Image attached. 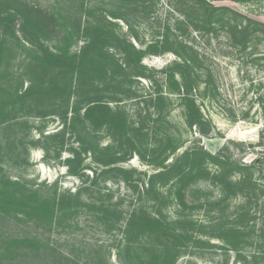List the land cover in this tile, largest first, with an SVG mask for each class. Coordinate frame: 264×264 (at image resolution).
Returning a JSON list of instances; mask_svg holds the SVG:
<instances>
[{
	"label": "rangeland",
	"instance_id": "obj_1",
	"mask_svg": "<svg viewBox=\"0 0 264 264\" xmlns=\"http://www.w3.org/2000/svg\"><path fill=\"white\" fill-rule=\"evenodd\" d=\"M123 1L0 0V193L5 190L2 189L4 184L18 181L27 187L41 189L45 197H52L55 191L78 197L76 207L70 212L66 211L62 219L63 212L56 210L47 219L42 215L16 210L12 214L21 219L18 221L10 214L11 208L4 210L1 204L0 234L10 239L26 237L27 243L18 246L22 255L32 254L40 248L36 264H67L66 258L78 264H121L117 247L123 236L118 226L123 224L124 217L128 216L137 200L148 213L166 221L173 231V228L180 227L173 224L179 215L193 216L206 224L209 217L203 207L197 210L188 207L202 206L206 201H214L221 196L220 188L209 178L191 179L182 190L186 205L180 207L173 189V172L154 178L156 187L149 194L138 191L133 184L121 179L125 176L116 173L103 175L98 179L97 187H94L91 184L93 169L99 172L104 167L97 165L90 154L82 152L81 165L88 168L85 175L73 176L69 173L68 169L74 165L70 161L73 152L80 151L69 125L76 108L78 74L64 78L67 82L65 85H61L59 80L55 81L47 91L37 92L38 87L35 88L33 95L27 96L24 102L17 97L25 94L31 85L47 83L50 76L55 74L34 65L37 55L41 56L45 50L55 54L65 51L74 54L80 50L84 41L77 37L71 27L76 18L84 14L85 9L81 5L85 8L100 7L103 16L117 23L119 33L136 48L146 52L141 64L145 67L142 72L147 77L124 80V88L115 89V97L121 98L119 95L124 91L130 97L121 98L122 103H111L110 106L122 108L131 124L146 129L148 136L139 138L126 133L127 141L124 139L123 143L128 150L127 156L131 154V157L114 166L143 172L145 176L140 179L144 184L151 174L160 170L147 163L151 159L148 152L155 144L160 146L158 155L164 149L166 152L162 155L166 154L173 145L179 144L169 155L167 165L173 164V160L195 146H201L211 153L221 151L225 156L235 157L247 164L264 153V0L211 1L214 7L229 10L214 15L213 22L219 23L211 25V30L205 22H199L197 30L185 22L183 12L190 16L195 12L203 14L207 10L187 0H141L142 3L137 0L138 5L128 10L127 7L122 8L125 6ZM11 7H18L22 14L29 12V7L47 13L48 28L45 33H40L39 27L34 25L26 28L27 32H22L19 15L10 23L7 13L11 14ZM111 14L128 20V24L121 19L111 18ZM222 21L225 24L220 23ZM180 42L183 44L182 50L176 45ZM183 60L193 66L195 73L203 72L194 78L197 86L192 96L207 120L210 132L207 136H201L194 127L189 128L180 98L184 95V88H180L181 95H178L174 91L173 81L167 80L162 73L173 67L174 62ZM84 79H91L95 85L101 82L90 73ZM158 91L166 98L153 106L156 100H153L155 103L149 100ZM157 120L160 122L157 123ZM103 128L96 132L99 147L112 145L114 140L118 141L116 138H121L119 135L114 138L113 132ZM234 142L241 145L235 146ZM115 144L114 150L119 151V143ZM107 154L106 151L98 153L96 158L105 160ZM231 176L238 178L236 173ZM255 177L259 179V189L263 190L259 199L264 205V172L260 177ZM128 178L137 179L138 174H131ZM137 184L142 189V181ZM9 186L14 187V184ZM92 201H95V206L91 204ZM238 201L232 198L229 204L235 206ZM98 205L107 206L110 214L104 212L98 218ZM120 211L123 220L117 221L114 228L115 219L111 223L108 221L111 215L117 217ZM203 231L205 233H200L202 235L196 234L203 243L196 244L197 236H193L180 250L175 264H251L248 262L249 252L252 253L249 248L244 251L246 255L243 260L235 252L223 251L220 248L223 243L210 237L212 232L209 229ZM142 238L141 242H154L162 250L159 246L167 237L146 232ZM169 239L173 255V237ZM153 253L156 252L149 249L143 251L142 262L150 260ZM165 256H170L169 252ZM22 264L27 263L22 261Z\"/></svg>",
	"mask_w": 264,
	"mask_h": 264
},
{
	"label": "trees",
	"instance_id": "obj_2",
	"mask_svg": "<svg viewBox=\"0 0 264 264\" xmlns=\"http://www.w3.org/2000/svg\"><path fill=\"white\" fill-rule=\"evenodd\" d=\"M80 1L84 2L85 0ZM187 1L201 7L204 6L207 9L203 14L195 12L190 16L183 11V13L181 12L186 18L185 22L193 27L194 30L198 29L199 22H205L209 29H213L211 25L219 23L213 22L212 18L214 15L219 12L229 11L226 7H214L210 3L211 1L222 0ZM139 3H142L141 0ZM122 4L125 5L122 8L127 7L128 10L129 7L138 5V1L124 0ZM81 6L85 9L84 14L76 18L71 27V30L77 34V37L84 41L80 50L74 54H70L68 51L55 54L50 53L49 50H45L41 56L37 55L34 58V65L45 72L53 73L54 71L55 74L53 73L54 75L50 76V80L47 83L43 82L38 85H31L25 94H20L17 97L19 101L24 102L27 96L33 95L32 92L35 88L38 87L37 92L47 91L55 81L59 80L61 85H65L67 82L64 78L73 73L78 74L76 88H79V90L76 92L77 95L74 102L76 108L69 125L75 135V140L78 143L80 151L73 152V159L70 161L74 165L68 169L69 173L73 176L85 175V170L88 168L81 165L80 155L82 152L90 154L96 160L97 165L104 167L99 172L97 169H93L94 175L91 184L94 187H97L98 179L103 175L116 173L125 176V178L121 179L125 182L127 181L129 184H133L138 191L149 194L156 187L153 181L154 178L168 176L173 172V189L175 190L176 200L180 207L186 205L182 198V190L191 179L196 180L207 177L221 190L219 199L214 201L208 200L202 206L193 205L188 207L190 210H197L199 207H203L204 212L209 217L206 224H202V222H199L193 216L179 215L173 220V224H177L180 227L173 228V231L169 228L170 226L166 221L159 220L156 214L148 213L137 200L136 205L128 212V216L124 217L123 224H119L118 226L123 236L117 247V255L120 257L121 264H175L181 254L180 250L182 247L190 242L196 234L202 235L200 233H205L203 229H209L212 232L210 237L216 238L223 243L220 246L223 251L235 252L237 257L244 260L246 255H244V251H247L246 249L249 248L252 253L249 252L250 258H248V262L251 264H264V205L260 203L259 199V196L263 194V190L259 189L257 183L259 179L255 177L256 175L260 177L264 172V153L250 164H247L237 160L235 157L225 156L221 151L211 153L204 150L201 146H195L173 160V164L167 165L165 163L169 159V155L176 150L179 144L173 145L171 150H168L164 155L162 154L166 152L165 149L161 152V155L157 154L160 151V146L155 144V146H151L150 153L148 152L151 155V159L147 163L160 170L151 174L149 181H144V184L143 180L140 179L141 176H145L143 172L114 166L131 157V154L127 156L128 150L123 143L124 139L127 141L126 133L129 132L133 137L139 138H146L148 136L146 129L136 128L131 124L129 116L122 108H112L110 106L111 103H122L123 100L121 98L126 99V97H130L128 93L124 94L125 91L119 95L121 98L115 97V89L122 90L126 84L124 80L131 79L132 77H147L142 72V70H145V67L141 64L142 57L145 56L146 52L136 48L121 32L119 33L117 23L107 18V16H103L100 7L89 6L85 8L83 5ZM29 10L26 14H22L18 7H11V14L7 13V16L10 17L9 22H14L19 15L21 17L22 32H27L26 28L30 29L34 25L36 28L39 27L38 31L40 33H45L48 28L47 13L31 7H29ZM189 11L191 12L192 10ZM231 13L235 16L237 15L234 12ZM110 17L121 19L128 24V20L119 18L116 14H111ZM220 23L225 24L223 21ZM70 33L68 31V35ZM176 45L179 50H182L183 44L181 42L176 43ZM177 54L180 55L179 53ZM192 69L193 66L187 60H183L181 62H174L173 67L162 71V73L166 75L167 80L173 81L174 91L178 95H181L180 88H184V95H181L180 98L182 101L181 105L187 114L186 122L189 128L194 127L201 136H207L210 133L207 120L202 116V112L194 96H192L194 87L197 86L194 78L200 76L203 72L200 70L195 73L194 69ZM87 73L94 75L101 82L95 85L90 81L91 79L85 80L84 77ZM34 93L36 94V92ZM153 95H151L149 100L153 103H155L153 100H156L153 106H156L158 102L166 98V96L162 95L161 91L154 92ZM69 100L70 96L66 100V105ZM81 110H84L82 114ZM159 122L160 120H157V123ZM102 127H105L103 129H106L107 132H113L115 134L114 138L117 135L121 138H116L118 141L114 140V144L112 145H107L103 148L99 147V135L96 132ZM115 143H119V151L114 150ZM233 144L235 146L241 145L240 142H234ZM104 151L108 152L106 155L108 158H105V160L96 158V154ZM211 167H214L213 171ZM233 173H236L238 178H232L231 175ZM131 174H138V178L128 180ZM141 181L142 189L137 186V183H141ZM10 184H14V187H10ZM9 185L4 184L2 186V189L5 190L0 193L3 194L0 197V206L2 204L4 210H7V207L11 208L9 209L10 214L18 221H21V219L17 215L12 214L13 211L16 213V210H21L25 214L30 212L39 216L42 215V217L47 219V217H52L56 210V212H63L60 217L62 219L65 217L64 213L66 211H72L77 205L76 201L78 197L71 193L55 191L52 197H45L41 189L27 187L18 181L14 183L9 182ZM232 198L239 199L238 205L231 206L229 204ZM68 204L72 205L69 206ZM91 204L95 206V201H92ZM98 208L96 209L97 217L99 214L103 216L104 212L110 214V209H106L107 206L98 205ZM9 211L6 213H9ZM112 219H115L113 225L115 228V223L123 220L121 211L117 217L111 215V219L108 222L111 223ZM258 221H260L259 225ZM146 232L155 236L164 234L167 237L165 242H161L162 245L159 246L162 250L157 248L158 246L154 242L147 244L141 242L143 233ZM170 237H173V255L172 245H169ZM25 238L10 239L0 234V264H22V261L27 264L37 263L40 248L35 249L29 255H22L23 253L19 252L20 248L18 246H22L28 241ZM200 239V237H196V244L203 243ZM154 241L156 242V240ZM146 249L156 253H153L150 260L142 262L143 251ZM167 252L170 255L168 257L165 256ZM64 260L67 264H78L75 260L74 262H71L67 258Z\"/></svg>",
	"mask_w": 264,
	"mask_h": 264
}]
</instances>
